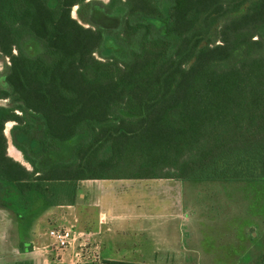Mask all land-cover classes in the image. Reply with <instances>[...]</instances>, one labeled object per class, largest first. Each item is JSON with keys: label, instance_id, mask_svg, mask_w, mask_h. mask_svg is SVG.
<instances>
[{"label": "trees", "instance_id": "16d2710c", "mask_svg": "<svg viewBox=\"0 0 264 264\" xmlns=\"http://www.w3.org/2000/svg\"><path fill=\"white\" fill-rule=\"evenodd\" d=\"M84 1L0 0V207L73 204L77 182L111 178L87 173L102 148L154 171L119 177L264 181V0H109L115 39L136 42L126 61L95 56L106 35L71 16ZM8 122L37 147L16 146L31 169L7 153Z\"/></svg>", "mask_w": 264, "mask_h": 264}, {"label": "crops", "instance_id": "0c3cea01", "mask_svg": "<svg viewBox=\"0 0 264 264\" xmlns=\"http://www.w3.org/2000/svg\"><path fill=\"white\" fill-rule=\"evenodd\" d=\"M16 152L13 159L20 162ZM238 182L80 180L73 204H37L21 219L14 214V226L3 223L0 207V264H252L256 253L249 232L264 229V221L247 224L243 233L236 198L225 195ZM13 227L14 241L5 242ZM59 227L74 232L64 251L48 235Z\"/></svg>", "mask_w": 264, "mask_h": 264}, {"label": "rangeland", "instance_id": "374dc122", "mask_svg": "<svg viewBox=\"0 0 264 264\" xmlns=\"http://www.w3.org/2000/svg\"><path fill=\"white\" fill-rule=\"evenodd\" d=\"M108 1L109 0H85L80 5L72 8L71 16L85 27L103 30L104 34L106 35V40L103 45V50L101 52L95 53V56L98 59L110 54L120 61H126L129 50L136 48V42H134L132 46L127 47L115 39V34L120 29L121 16L123 15L124 11H111V13L108 12ZM159 3L160 7L164 10L170 5L169 0H159ZM93 9H98V11L93 13ZM138 20L140 19H137V17L132 19L133 22ZM25 50L27 52H31V46L25 47ZM14 52L15 51L13 50V53ZM8 65V58L0 54V85L2 87L6 86L4 77ZM0 105L14 107V103L10 102L9 100H0ZM27 119L31 121L32 118L27 117ZM14 127H16L15 122H8L5 124L4 128V133L7 138L8 155L14 158L15 154L16 157H18L19 154L16 152V146H20L26 152L28 157L35 158V150L37 147L35 146L34 148H30L28 143L20 139V134H18V130H14ZM91 140L92 136L90 135V132H88L85 126H82L78 130L77 135L74 137L73 143L75 145H81L88 143ZM104 149L102 148L98 151L97 158H89V169H87V173L97 176L119 177L137 176L154 172L153 170L140 167L141 165L139 162H133L128 150L126 151L125 155L119 154L117 149L110 150V152L108 151L107 155H102L104 153ZM102 156L105 158L102 159ZM19 159L22 164H25V166L31 169L28 163H26L24 160V156L22 154H20ZM227 187L229 188L226 189L225 195L236 198L237 209L238 211L241 210L243 233L247 224L254 222L261 224V221H264V181L238 182L232 183L231 186L229 185ZM3 223H13L14 226V210L4 208ZM252 230L249 232V235L252 239L254 238L252 248L256 253V257L252 264H256L264 250V229L255 230V232ZM12 241H14V227L9 233H6L5 242L10 243ZM244 243L243 245L245 246ZM17 263L19 262H15L14 264Z\"/></svg>", "mask_w": 264, "mask_h": 264}, {"label": "built area", "instance_id": "2783aa9c", "mask_svg": "<svg viewBox=\"0 0 264 264\" xmlns=\"http://www.w3.org/2000/svg\"><path fill=\"white\" fill-rule=\"evenodd\" d=\"M48 235L52 239L53 245L57 248V250L62 251L70 246L74 238V232L71 228L59 227L50 229Z\"/></svg>", "mask_w": 264, "mask_h": 264}, {"label": "flooded vegetation", "instance_id": "af4514ba", "mask_svg": "<svg viewBox=\"0 0 264 264\" xmlns=\"http://www.w3.org/2000/svg\"><path fill=\"white\" fill-rule=\"evenodd\" d=\"M97 11H98V9H93V13H94V12H97Z\"/></svg>", "mask_w": 264, "mask_h": 264}]
</instances>
